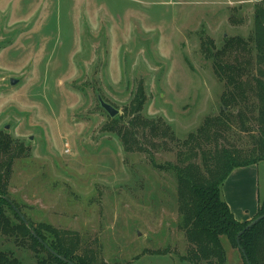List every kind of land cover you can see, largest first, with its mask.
<instances>
[{
    "label": "rangeland",
    "instance_id": "obj_1",
    "mask_svg": "<svg viewBox=\"0 0 264 264\" xmlns=\"http://www.w3.org/2000/svg\"><path fill=\"white\" fill-rule=\"evenodd\" d=\"M261 5L0 0V133L23 148L8 177L10 200L34 225L79 239L80 250L105 264H191L176 178L155 167L176 166L178 145L147 137L146 152L126 153L116 131L109 132L110 120L125 116L141 83L142 118L161 119L182 142L219 117L226 126L210 141L250 154L256 113L241 106L230 122L220 116L224 84L200 42L221 48L224 38L246 40ZM99 98L118 115L110 118ZM221 245L226 264H242L226 238ZM4 249L35 264L28 249L0 236Z\"/></svg>",
    "mask_w": 264,
    "mask_h": 264
},
{
    "label": "trees",
    "instance_id": "obj_2",
    "mask_svg": "<svg viewBox=\"0 0 264 264\" xmlns=\"http://www.w3.org/2000/svg\"><path fill=\"white\" fill-rule=\"evenodd\" d=\"M259 1L262 5L254 9L253 32L249 38H224L221 48L210 39L200 42L204 59L213 62L214 74L224 84L220 116L230 122L231 110H238L241 106L256 113L254 123L258 136L250 154L241 155L210 141L211 134L214 139L220 137V132L214 129L226 126L219 117L207 118L202 128L182 142L174 138L170 127L161 119L142 118L146 95L141 83L125 116L110 120L109 132L116 131L126 153L146 152L144 142L147 137L151 140L167 139L178 145L176 166L155 167L176 178L181 228L189 245L186 260L191 264H226L222 238L240 252L242 264H264V200L260 202L256 215V218L263 216L262 220L244 230L249 223L236 221L221 198V187L231 171L264 161V0ZM125 118L126 124L117 130V124ZM22 153L23 148L12 147L8 136L0 133V236L12 241L18 250L28 249L35 264H69L50 254L39 240L71 264H105L86 250H80L79 239L63 240L60 232L52 227L43 223L34 225L20 206L10 200L8 177L14 160ZM0 264H24V261L14 251L4 249L0 251Z\"/></svg>",
    "mask_w": 264,
    "mask_h": 264
},
{
    "label": "crops",
    "instance_id": "obj_3",
    "mask_svg": "<svg viewBox=\"0 0 264 264\" xmlns=\"http://www.w3.org/2000/svg\"><path fill=\"white\" fill-rule=\"evenodd\" d=\"M221 188L233 218L239 223L253 221L264 200V161L231 171Z\"/></svg>",
    "mask_w": 264,
    "mask_h": 264
},
{
    "label": "water",
    "instance_id": "obj_4",
    "mask_svg": "<svg viewBox=\"0 0 264 264\" xmlns=\"http://www.w3.org/2000/svg\"><path fill=\"white\" fill-rule=\"evenodd\" d=\"M11 85H15V81H10ZM99 103H100V107L108 114V116L110 118H113L115 116L118 115V111H116L112 106H109L108 104L104 103L100 98H99ZM20 218L22 219V221L24 222V224H26L25 220L23 219V217L19 214ZM263 216H259L256 218V220L252 221L251 223H249L244 230H247L249 228H251L252 226L256 225L258 221L262 220ZM242 233V232H241ZM241 233L239 234V237L241 236ZM39 240V239H37ZM39 242L43 245V247L53 256L58 257L61 261L65 262V263H69L71 264L68 260L66 261L65 259H63L62 257L58 256L57 254H55L52 250H50L41 240H39ZM245 261L247 262L246 258Z\"/></svg>",
    "mask_w": 264,
    "mask_h": 264
}]
</instances>
